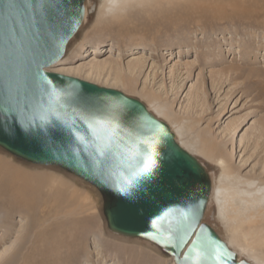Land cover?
Returning <instances> with one entry per match:
<instances>
[{
	"label": "rangeland",
	"instance_id": "1",
	"mask_svg": "<svg viewBox=\"0 0 264 264\" xmlns=\"http://www.w3.org/2000/svg\"><path fill=\"white\" fill-rule=\"evenodd\" d=\"M101 2L85 0L84 19L66 46L63 63L52 66L51 70L60 74L69 71L67 76L115 89L140 101L169 127L180 147L190 154L193 149L192 156L206 170L213 189L222 183L220 171L206 152L200 154L195 151L196 138L192 140V137L206 138L216 145V151L232 159L233 173L237 174L238 170L239 178L242 175L240 179L249 180L254 189L263 188L264 0H150L142 2V5L134 3L119 17L107 18L104 23L98 24ZM94 42L101 43V47L95 49ZM80 46L84 50L80 51ZM132 51L134 53L131 54ZM111 60L121 67L131 62H144L133 83L134 89L121 85L120 81L128 83L125 79H119L120 83L116 84L114 76H95L85 68L87 64ZM82 66L85 70L78 72L77 69ZM234 75L238 76L231 81L230 76ZM217 82H222V86H218ZM144 91L156 98L145 97L142 95ZM198 94L200 97H197ZM195 99L200 100L196 104L199 108L188 113L191 108L187 109ZM159 105L177 114L171 118L174 123L181 124L183 119L180 130H176L166 117L156 113L154 108ZM207 108L211 109V113ZM202 115L204 118L200 125L190 123L189 119ZM193 125L198 127L193 129ZM187 126H191V133L185 128ZM0 157H5L4 161L16 166L20 172L19 176L12 177V191L6 190L0 180V250L5 246H10V249L18 246L20 250L15 257L7 255L0 264L20 263L21 254L30 252L31 248L37 249L40 245L35 237L46 233L40 229L43 222H47V229L52 230L48 235L62 236L66 251L54 252L50 257L53 255L64 260L59 259L55 264H68L76 252L77 258L69 264H174L172 257L147 241L111 233L102 214V197L87 182L54 166L20 161L1 149ZM48 179L53 182L52 187L40 186ZM14 182H19V187L23 189L16 190ZM26 200L32 202L30 210L24 204ZM21 203L27 207V212H17L16 206ZM47 207L51 212L38 226L42 209ZM217 210L218 201L210 192L202 222L216 231L236 253L238 260L258 264L253 260L261 259L260 264H264L262 233L243 223L238 229L241 233L236 236V222L219 218ZM258 224L264 225V221L254 223V226ZM29 233L30 240L23 246L20 244L21 237L29 236ZM35 254L31 264L54 263L46 260V263H40Z\"/></svg>",
	"mask_w": 264,
	"mask_h": 264
},
{
	"label": "water",
	"instance_id": "2",
	"mask_svg": "<svg viewBox=\"0 0 264 264\" xmlns=\"http://www.w3.org/2000/svg\"><path fill=\"white\" fill-rule=\"evenodd\" d=\"M41 3L45 5L43 10L38 7ZM84 3L85 0H0V149L20 161L54 166L87 182L102 197V214L106 228L111 233L147 241L172 257L175 264H217V249L219 255L224 257L220 264H225V261L226 264H250L238 260L236 253L216 231L202 222L211 192V181L198 160L175 142L173 133L164 122L157 119L140 101L120 91L46 71L63 58L68 42L82 23ZM44 76L52 80L57 89L63 90L60 98L54 97L51 103L42 92L41 79ZM44 86L52 90V86ZM81 93L97 105L117 95L134 99L143 105L151 117L165 126L167 137L143 120L139 122L140 132L165 140V143L158 145V150L178 152L189 161L191 179L176 183L169 190L170 195L154 205L139 208L136 220L117 219L113 210L122 197L114 191V186L121 179L120 160L128 155L135 141L121 133L119 138L111 142V153L107 159L96 153L91 146L92 134L81 118L78 99ZM49 107L59 117V121L46 128L34 129L37 133L34 137L25 136L20 129L21 118L31 122L33 116L46 113ZM13 117L18 134L9 136L2 129L5 123L13 124ZM61 122L68 127L65 128ZM36 123H39L38 119ZM69 129L73 133L71 137ZM75 134L84 137L85 142L89 143L88 149L76 143ZM188 208H193L195 214L188 213L185 219L182 214ZM169 209L172 211L157 222V229H152L151 220ZM149 231L155 239L145 234ZM180 239L187 243L173 247ZM188 255L192 258L186 261L185 256Z\"/></svg>",
	"mask_w": 264,
	"mask_h": 264
},
{
	"label": "snow or ice",
	"instance_id": "3",
	"mask_svg": "<svg viewBox=\"0 0 264 264\" xmlns=\"http://www.w3.org/2000/svg\"><path fill=\"white\" fill-rule=\"evenodd\" d=\"M38 7L43 10L45 5L41 3ZM76 16L78 22L79 9H77ZM63 42V39H61V43ZM44 85L52 86V90L49 91V88ZM41 86L42 92L48 96L50 103L54 97L60 98L63 92L62 89H57L54 82L47 79L46 76L42 77ZM78 99L80 101L81 118L86 124L88 132L92 134L91 146L96 153L107 159L111 153V142L119 138L121 133L126 134L135 141L128 155L120 160L121 179L114 186V191L122 197L118 206L113 210L117 219L136 220L139 208H147L149 205H154L158 200L170 195L169 190L176 183H184L186 180L191 179L189 161L184 159L178 152L167 149L158 150V145L166 141L155 139L140 132L139 122L143 120L152 125L154 129H158L165 138L167 137L165 126L151 117L143 105L138 104L134 99L119 95L109 99L102 105L91 103L82 93L79 94ZM37 119L39 123H36ZM57 121H59V117L55 116L53 109L49 107L46 113L38 117L33 116L31 122H25L21 118L20 129L25 136L34 137L37 134L34 129L46 128ZM63 126L65 128L68 127L66 123H63ZM2 130L7 132L9 136L17 135L15 117H13V124L7 125L5 123ZM72 135L73 133L69 129V136L71 137ZM75 139L78 145H83L84 149H88L89 143L85 142L84 137L75 134ZM171 211L172 209H169L163 215H157L152 219V229H157V222ZM188 213L194 215V209L188 208L182 214L185 219H187ZM181 228L186 234L183 224H181ZM145 234L155 239L151 231ZM186 243V241L180 239L173 244V247H179L181 244ZM197 255L199 256V253ZM191 258L190 255L185 256L186 261ZM222 260H224V257L219 255V249H217V264H220Z\"/></svg>",
	"mask_w": 264,
	"mask_h": 264
},
{
	"label": "bare ground",
	"instance_id": "4",
	"mask_svg": "<svg viewBox=\"0 0 264 264\" xmlns=\"http://www.w3.org/2000/svg\"><path fill=\"white\" fill-rule=\"evenodd\" d=\"M150 0H102L101 5L98 8V24H102L106 21V19H110L111 17L113 19H115L117 16L119 17L121 13H123L127 8H130L131 6L134 5V3L137 4H141L142 2H149ZM162 1V0H161ZM142 5V4H141ZM136 6V5H135ZM178 6V5H177ZM231 6V5H230ZM85 8V6H84ZM241 8V7H240ZM252 9V8H251ZM85 15V13H84ZM246 15V14H245ZM249 15V14H248ZM169 16V15H168ZM188 16V15H187ZM124 17V16H122ZM262 17V16H261ZM111 18V20H112ZM165 18V17H164ZM84 19V17H83ZM118 20V19H116ZM121 20V19H120ZM189 20V19H188ZM83 21V20H82ZM119 21V20H118ZM113 22V21H112ZM116 22V21H115ZM254 22V21H253ZM118 23V22H117ZM124 23V22H123ZM121 24V23H120ZM123 25V24H121ZM103 26V25H102ZM128 26V25H127ZM80 27V26H79ZM124 27V26H123ZM127 30V29H125ZM95 45V49H98V47H101V43L99 42H94ZM80 51L84 50L83 46H80ZM79 51V52H80ZM135 51V50H134ZM134 51L131 52L134 53ZM123 53V52H122ZM81 55H84V53H80ZM76 55H79L78 53ZM75 58V57H74ZM77 58V57H76ZM64 60V59H63ZM63 60L61 59L59 62L56 63L57 64H62ZM112 62H104V63H99V62H94L92 64H87L85 66L87 71L93 72V74L95 76H100L102 74H110L111 76H114L116 79V84H119L121 82V85L123 87H129L131 89L133 88V83L136 80V76L139 75V73L141 72L142 68H143V64L144 62H131L128 63L126 65H122V67L120 66L119 63H116L114 60H111ZM48 69V70H47ZM46 71L48 72H55L53 70H51L50 68H47ZM110 69H112V71L110 72ZM84 66L80 67L79 69H77L78 72H82L84 71ZM58 73V72H57ZM69 71L66 72H61V74H68ZM69 76V75H68ZM238 75H234V77L230 76V80L234 81L237 78ZM180 78V77H179ZM125 79L128 83H123L120 80ZM120 81V82H119ZM131 85V86H130ZM218 86H222V82H217ZM178 88V87H177ZM176 88V89H177ZM221 88V87H220ZM152 92V91H151ZM200 93H202V91L200 90ZM142 95H144L145 97H150L151 99H155L156 96L155 95H151L149 92L144 91L142 92ZM203 95V94H202ZM201 95V97H202ZM197 97H200L199 94ZM199 99L198 100H194L192 101V104L190 105L189 109L191 108V111H189L188 113H192V111H194V109H198L196 108V104L199 103ZM203 103L204 101L201 100ZM153 103L157 102V101H152ZM202 103V104H203ZM161 104V103H160ZM152 105V104H151ZM211 105V103H210ZM153 106V105H152ZM201 106V105H200ZM188 108V107H187ZM203 109V108H202ZM201 109V110H202ZM208 112H210V108H207ZM154 110L156 111V113L166 117V119L170 120L171 123H173L174 127H176V130H180L181 126H183V119H182V123L180 124V122L178 123H174V119L171 120V118L173 117L174 113H172V111L170 112V110L168 108H166L165 106H158L156 108H154ZM196 111V110H195ZM204 112V111H203ZM207 112V113H208ZM187 113V114H188ZM186 114V115H187ZM204 114V113H203ZM157 115V114H156ZM177 115V114H175ZM174 115V116H175ZM192 115V114H191ZM200 115V114H199ZM182 117V116H180ZM191 118L190 116H186V118ZM195 117V116H194ZM176 118V117H175ZM203 115L202 117H197V119H189L191 122L190 123H195L197 122L199 124L200 121L203 120ZM158 119V118H157ZM178 120V119H177ZM181 120V118H180ZM187 122V121H186ZM170 123V124H171ZM187 124V123H186ZM189 125V124H188ZM200 125V124H199ZM195 128L196 125H193V129ZM191 126H187L185 128H188L189 132ZM184 128V127H183ZM210 128V127H209ZM200 129V127H199ZM207 131V128L205 129ZM211 130V129H210ZM199 131V130H198ZM172 133V132H171ZM179 134V132H177ZM189 133V134H190ZM194 132L192 131V134ZM186 134V133H185ZM191 134V136H192ZM196 136L197 133L195 132ZM174 135V134H173ZM187 135V134H186ZM203 136V134H201ZM184 136V135H183ZM189 136V135H188ZM182 137V136H181ZM210 137V136H209ZM207 137V138H209ZM175 138V137H174ZM196 138V139H195ZM211 138V137H210ZM187 139V138H186ZM185 139V140H186ZM192 140L195 139L194 141L197 144V148H195L197 152H206L207 156L209 157V159H213L211 161L214 162V165L216 168L219 169L220 171V181L222 182L219 186H217L216 189H213L211 186V195L215 196V198L218 201V215L219 218L221 219H226L229 218L231 221L236 222L234 229L235 231L238 232V234L236 236H238L241 232L238 231V229H240V226L244 224H247L248 227H252L253 229L255 228L259 233H262L263 235V240H264V225L258 224L259 226H254V223H262L264 221V187L263 188H255L253 187V183H251L249 180H244L243 178H241L242 175H240V178L238 176V170L236 171L237 174L233 173V169L232 167V159L226 155L223 154V152H219L215 150V146L209 142V140H206V138H200L199 136L197 137H192ZM182 140V139H181ZM254 141V140H253ZM176 142V140H175ZM184 142V141H182ZM191 142V141H190ZM177 143V142H176ZM181 144V143H180ZM184 144V143H183ZM217 144V142L215 143ZM194 145V144H193ZM189 146V145H188ZM221 146V145H220ZM219 147V145H218ZM189 148V147H188ZM205 148V149H204ZM221 148V147H219ZM220 150V149H219ZM187 151V150H186ZM194 151V152H195ZM193 152V149H192ZM191 152V155H192ZM205 155V154H203ZM206 156V155H205ZM207 157V158H208ZM199 162V161H198ZM246 165V164H245ZM235 171V170H234ZM246 178H248L247 176H244ZM250 178V177H249ZM56 179V178H55ZM18 180V179H17ZM16 180V181H17ZM20 180V179H19ZM18 180V181H19ZM21 182V181H20ZM15 183V182H14ZM256 183V182H255ZM16 184V183H15ZM17 190L19 189H23L21 187H19L21 184H19V182H17ZM41 185H46L48 187H52L53 182L51 180H45V182L40 183ZM240 185L245 186L248 189H244L241 188ZM263 185V184H262ZM221 188H218L220 187ZM13 187V186H12ZM16 187V186H15ZM34 191V190H33ZM218 196V197H217ZM6 197V196H5ZM17 197V196H16ZM15 197V198H16ZM1 198V197H0ZM18 198V197H17ZM213 198V197H212ZM2 201V200H1ZM27 202H24V204L27 205L28 210L31 209L32 206V202L26 200ZM59 203V202H58ZM5 205V202H4ZM17 212L20 211V213L22 212H27V207L23 205V203L21 204H17ZM1 206V205H0ZM6 206V205H5ZM217 206V205H216ZM15 207V208H16ZM36 207V206H35ZM48 208V207H47ZM1 209V207H0ZM3 209V207H2ZM50 208L48 209H42V213L43 215L41 217L38 218V222L37 225L39 226L40 223H42L44 221V218H46L45 216L50 214ZM39 210V208H38ZM2 212V211H1ZM230 214H232V217H230ZM37 216V215H36ZM21 217V216H20ZM30 217V216H29ZM49 217V216H47ZM53 217V216H52ZM58 218V217H57ZM50 220V219H49ZM23 221V220H22ZM26 223V222H25ZM30 223V221H29ZM47 222H43V225H40V229L42 228V230H44L46 233L44 236H37L36 238V243H38L40 246L37 247V249L33 250V248L30 249V252L27 251L24 254H21V259L22 262H18L17 264H31L32 257L33 254L36 253L35 255L37 256V258L39 259L40 263H46L48 262H54L53 264H55V262H57L59 259L64 260V258H59L57 256H53L50 257V254L54 253V252H58V251H63L65 250L63 243H62V236L61 235H52L50 236V234L48 235L49 232H51L48 228V226L46 225ZM31 224V223H30ZM5 225V224H4ZM23 226V225H22ZM30 227V226H29ZM248 228V229H249ZM251 228V229H252ZM39 229V230H40ZM11 230V229H10ZM32 230V229H31ZM30 230V231H31ZM41 230V231H42ZM13 231V230H12ZM6 232V231H5ZM27 233V232H26ZM261 236V235H260ZM7 237V236H6ZM30 237V233L29 236H24L21 237L20 240V244H22L24 246L26 241H29L28 238ZM2 239V238H0ZM259 239V238H258ZM236 241L238 242V239H236ZM14 242V241H13ZM12 242V243H13ZM264 242V241H263ZM2 243V242H1ZM5 243V241L3 242ZM27 243V242H26ZM11 244V243H10ZM33 244V243H32ZM65 244V243H64ZM68 244V243H67ZM19 245V244H18ZM230 245V244H229ZM12 246V244H11ZM71 246V245H69ZM18 246L10 249V246L8 247H4L0 250V263L3 261V258H7L9 255H11V257H15L19 254V249L17 248ZM229 247V246H228ZM7 248V250H5ZM20 248V247H19ZM21 248H23L21 246ZM25 248V247H24ZM29 248V247H28ZM27 248V249H28ZM40 248V249H39ZM10 249V250H9ZM66 251V250H65ZM106 252V251H105ZM77 252L72 256L71 259H69L70 262L74 263L75 259L77 258ZM8 255V256H7ZM34 255V257H35ZM60 255V254H59ZM36 258V257H35ZM254 258V257H253ZM10 259V258H9ZM18 259V258H17ZM37 259V261H38ZM48 259V260H47ZM255 259V258H254ZM46 260V262H45ZM253 261H257L258 264H260V262L262 263L261 259H255ZM7 262V261H6ZM9 262V261H8ZM69 262V263H70ZM36 263V262H35ZM65 263V262H64ZM63 263V264H64ZM68 263V264H69ZM7 264V263H6ZM15 264V263H14ZM39 264V263H38ZM59 264V263H57ZM175 264V263H174Z\"/></svg>",
	"mask_w": 264,
	"mask_h": 264
},
{
	"label": "crops",
	"instance_id": "5",
	"mask_svg": "<svg viewBox=\"0 0 264 264\" xmlns=\"http://www.w3.org/2000/svg\"><path fill=\"white\" fill-rule=\"evenodd\" d=\"M4 159L6 158L4 157ZM4 159L0 157V180L1 184L7 187L6 190L12 191V189H10L13 181L12 177L15 178L19 176L20 172L16 166H12L9 162L4 161Z\"/></svg>",
	"mask_w": 264,
	"mask_h": 264
}]
</instances>
